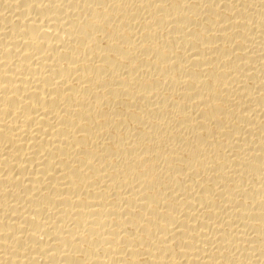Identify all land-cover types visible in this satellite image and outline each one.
<instances>
[{"label": "bare ground", "instance_id": "obj_1", "mask_svg": "<svg viewBox=\"0 0 264 264\" xmlns=\"http://www.w3.org/2000/svg\"><path fill=\"white\" fill-rule=\"evenodd\" d=\"M0 264H264V0H0Z\"/></svg>", "mask_w": 264, "mask_h": 264}]
</instances>
